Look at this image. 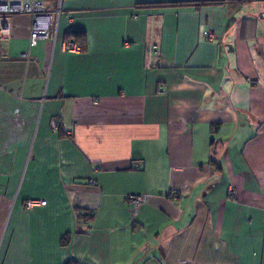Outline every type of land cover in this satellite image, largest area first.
<instances>
[{"label": "crops", "instance_id": "obj_1", "mask_svg": "<svg viewBox=\"0 0 264 264\" xmlns=\"http://www.w3.org/2000/svg\"><path fill=\"white\" fill-rule=\"evenodd\" d=\"M178 1L7 18L0 264H264V0Z\"/></svg>", "mask_w": 264, "mask_h": 264}, {"label": "built area", "instance_id": "obj_2", "mask_svg": "<svg viewBox=\"0 0 264 264\" xmlns=\"http://www.w3.org/2000/svg\"><path fill=\"white\" fill-rule=\"evenodd\" d=\"M50 0H0V39H7L9 36V24L7 18L14 15H28L33 20V27L29 36L30 48L35 47L36 41L40 38L52 37L53 41L56 38L58 20L61 14V2L62 0H56L57 7L54 11V16L47 12V3ZM211 38V37H210ZM66 50L70 47V44L65 45ZM153 50L156 51L157 47L154 46ZM26 56V55H24ZM157 94H164L162 87L157 88ZM57 123L51 122V127L55 129ZM134 169H139L138 165L134 166ZM176 197V195H173ZM227 196L234 198L235 191L233 188L228 189ZM128 202L129 212L135 215L139 209V206L144 202V195H131L126 198ZM43 201H27L25 208H33L44 206ZM92 216V213H90Z\"/></svg>", "mask_w": 264, "mask_h": 264}, {"label": "trees", "instance_id": "obj_3", "mask_svg": "<svg viewBox=\"0 0 264 264\" xmlns=\"http://www.w3.org/2000/svg\"><path fill=\"white\" fill-rule=\"evenodd\" d=\"M231 2V0H192V1H178V2H167L152 4L153 6H173V7H201L205 5H223Z\"/></svg>", "mask_w": 264, "mask_h": 264}]
</instances>
